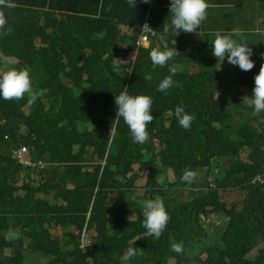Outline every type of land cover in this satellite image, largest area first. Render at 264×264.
<instances>
[{"label":"trees","instance_id":"1","mask_svg":"<svg viewBox=\"0 0 264 264\" xmlns=\"http://www.w3.org/2000/svg\"><path fill=\"white\" fill-rule=\"evenodd\" d=\"M14 2L19 10L2 9L13 31L0 30V72L16 58L33 89L46 92L34 104L27 94L0 97V264H121L129 247L143 249L129 264H264V183L252 180L264 174V112L248 106L264 35L247 40L254 68L229 72L212 57L203 21L197 33L163 31L171 0H137L135 8L127 0ZM250 15L264 24V3ZM146 20L149 33L140 30ZM156 47L178 52L153 68ZM166 76L179 86L165 93L157 89ZM125 90L153 99L144 144L115 118V95ZM177 105L196 115L189 130L178 124ZM18 140L40 171L13 157ZM168 168L175 180L164 186ZM185 168L197 172L191 185L181 179ZM230 189L241 196L231 205L221 199ZM157 197L170 217L159 239L142 226L141 202ZM9 228L19 237L9 239ZM85 229L91 241L81 247ZM180 242L183 253L170 250Z\"/></svg>","mask_w":264,"mask_h":264},{"label":"clouds","instance_id":"2","mask_svg":"<svg viewBox=\"0 0 264 264\" xmlns=\"http://www.w3.org/2000/svg\"><path fill=\"white\" fill-rule=\"evenodd\" d=\"M154 1V0H153ZM259 3L263 0H258ZM143 3H150L151 0H141ZM129 7L135 8L137 0H127ZM242 7V1H237ZM233 4V3H232ZM258 5V2H257ZM221 5L212 7L209 5L206 0H171L169 5L170 11V23L168 20L162 25L163 31L165 33L174 32L176 36H178L181 30L184 33H197V30L201 26V22L203 21V28L206 25L208 30L211 28L208 27V21L211 18L209 11L211 8H215L216 10L220 8ZM9 10H19V7L15 4L14 0H0V30H3V35H10L13 31L11 27H6L8 24V20L5 12L2 9ZM208 20V21H207ZM257 23H260L258 20ZM150 22L146 20L144 24L141 26V31L148 32L150 31ZM226 33H222L221 31H216L214 33V41L212 42V51L211 55L214 59H216L220 64L223 63L225 58L228 63L231 64V70L238 66L242 71H250L254 68L255 62L251 59L253 55V49L249 47V44L244 37V32L240 28H229ZM260 31L261 35H264V30ZM147 37L144 39L147 40ZM235 37H239L240 39H236ZM253 42V41H252ZM250 42V43H252ZM178 52L176 47L174 49L165 48L163 51L160 48H152L149 55L152 61L153 68L157 66L163 67L168 60L173 58L175 53ZM264 54V50H261ZM13 57L6 58L7 63L3 64V68L5 69V64L8 66L9 59ZM5 60V61H6ZM18 62V61H17ZM13 66H16L14 64ZM229 65H227L228 67ZM12 67V66H8ZM118 67V64L114 61V68ZM226 68V67H225ZM231 72V71H229ZM146 80H151V74H146L144 77ZM255 87L252 90V94L248 97V106L254 108L253 115H259L264 112V64H261L259 73L254 77ZM179 86L177 81H174L172 76H166L158 85V91L165 92L173 87ZM126 89V88H125ZM46 90H34L32 86V82L30 79V72L27 68L23 69H11L7 71L0 72V97L4 100L11 101L13 99L19 100L27 94L28 103L34 104L38 97L42 96ZM153 105V99L151 96L147 95H130L126 90L122 91L119 95H115V107H116V119L123 118L124 123L128 126L129 131L131 133L133 143L144 144L148 138L149 133L147 131V126L154 120L153 115H151ZM175 117L178 121L180 127L185 130H189L191 123L196 119V115L189 114L185 111V109L181 105H177L175 108ZM114 129L110 128L108 140L111 141L113 138ZM15 152V154H14ZM12 155L14 158L19 159L24 158L30 162V165H25L20 162L23 166H35L39 169L44 167L40 160L36 161L33 159L31 150L28 146L23 145L19 140L16 143V146L13 148ZM29 158V159H28ZM219 158V157H217ZM41 165V166H40ZM34 169V167H31ZM172 170L173 177H175L174 171L172 168H168L167 175L168 180H165L164 176L161 175L159 182L161 185L168 186V182L170 181L168 171ZM183 176L182 181L187 182L191 185L197 177V172L190 170L189 168H185L182 170ZM34 175V173H33ZM210 179H212L210 177ZM165 181V184H162L161 181ZM254 181H259L260 183H264V174H257L253 177ZM143 194V190L140 188V194ZM144 221L142 226L147 230L145 232L146 237H154L155 239H159L163 234L167 223L169 222V214L165 209L164 202L159 197L155 199H145L142 202ZM88 231L86 229L83 231L81 238V247L85 246V243L91 241V235H87ZM8 237L9 239H15L19 237V234L13 230L12 228L8 229ZM170 250L176 252L177 254H181L184 251L183 242L173 243L170 246ZM143 253V249L137 247H129L128 251L125 255H123L120 260L121 264H129L131 258L140 255Z\"/></svg>","mask_w":264,"mask_h":264},{"label":"rangeland","instance_id":"3","mask_svg":"<svg viewBox=\"0 0 264 264\" xmlns=\"http://www.w3.org/2000/svg\"><path fill=\"white\" fill-rule=\"evenodd\" d=\"M242 1L243 5L242 7H239L240 5L238 3L232 4L233 2H230V4H228L227 6H221L220 8H218L217 10L215 8H211L209 11L206 10V12L210 13L211 18L208 21V27L211 28V30H207V35L213 36L212 39H210V43H209V48L210 51H212V42L214 41L215 37H214V33L216 31H221L222 33H226L228 32L229 28H240L243 30L244 32V37L246 38V41L249 40L250 42L252 41H257V36L255 33L256 31L260 30V28H262V26L264 24L262 23H257L258 19H255L254 16L252 17L250 15V12L252 10V7H256L257 6V2L258 5L260 4L258 0H240ZM260 32V31H258ZM261 35V34H260ZM262 36V35H261ZM236 39H240L239 37H235ZM127 44L124 43L122 47H125ZM124 49H122V53H123ZM134 52V51H133ZM18 61V59L16 58H12L9 59L8 61V66H12V67H8L5 64V71L7 70H11L13 68L16 69V66H13L14 64H16ZM227 65H229L227 67ZM231 64L228 63L227 59L225 58V60L223 61V63H221V68H223V66L226 67L227 71L231 70ZM25 111H29L28 107L25 108ZM231 115L232 117L234 116L235 119H237L238 117V112L235 111V105L231 106ZM15 154V152H14ZM243 157L246 158V154L243 153ZM29 159V158H28ZM216 159H221V158H216ZM20 162H22L25 165H30L32 162L24 159V158H20L19 159ZM216 165V164H215ZM41 166V165H40ZM42 169V167L40 169H37V171H40ZM169 173V178L170 181H173V173L172 170L168 171ZM38 177V175L36 176ZM146 180V176L145 173H143L141 175V177L138 178V183L140 185L144 184ZM162 184H165V181H161ZM229 193V194H227ZM244 195H246V193H244ZM241 198L240 196V192L238 189H230L227 192L222 191L221 192V199L222 200H229V204L231 205L232 201H238ZM223 221V220H221ZM213 227V226H211ZM87 235H91L92 232L88 231V233H86ZM264 243H262L260 247H263ZM257 251H252L251 255L255 254ZM145 258V255H144ZM166 264V263H164ZM168 264H174V260H171L168 262Z\"/></svg>","mask_w":264,"mask_h":264},{"label":"bare ground","instance_id":"4","mask_svg":"<svg viewBox=\"0 0 264 264\" xmlns=\"http://www.w3.org/2000/svg\"><path fill=\"white\" fill-rule=\"evenodd\" d=\"M48 228H46V230H47Z\"/></svg>","mask_w":264,"mask_h":264},{"label":"water","instance_id":"5","mask_svg":"<svg viewBox=\"0 0 264 264\" xmlns=\"http://www.w3.org/2000/svg\"><path fill=\"white\" fill-rule=\"evenodd\" d=\"M264 1V0H263Z\"/></svg>","mask_w":264,"mask_h":264}]
</instances>
